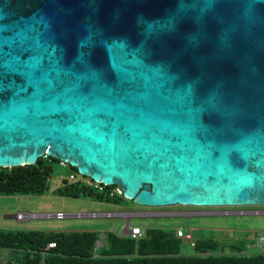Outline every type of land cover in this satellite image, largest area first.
<instances>
[{
	"label": "water",
	"instance_id": "1",
	"mask_svg": "<svg viewBox=\"0 0 264 264\" xmlns=\"http://www.w3.org/2000/svg\"><path fill=\"white\" fill-rule=\"evenodd\" d=\"M42 157L137 206H264V0H0V168Z\"/></svg>",
	"mask_w": 264,
	"mask_h": 264
},
{
	"label": "trees",
	"instance_id": "2",
	"mask_svg": "<svg viewBox=\"0 0 264 264\" xmlns=\"http://www.w3.org/2000/svg\"><path fill=\"white\" fill-rule=\"evenodd\" d=\"M56 167H62L60 161L42 157L34 165L0 168V196L43 195ZM64 168L74 179L62 180L59 195L115 204L126 200L109 196L115 186L104 187L102 192L93 190L86 184L91 179L67 164ZM24 242L31 243L29 250L23 248ZM192 243V254H183L177 229L142 228V236L136 239L112 231L102 236L93 230L0 231V264H264V255L247 254L241 241L229 245L203 238ZM48 244L53 247L47 248Z\"/></svg>",
	"mask_w": 264,
	"mask_h": 264
},
{
	"label": "rangeland",
	"instance_id": "3",
	"mask_svg": "<svg viewBox=\"0 0 264 264\" xmlns=\"http://www.w3.org/2000/svg\"><path fill=\"white\" fill-rule=\"evenodd\" d=\"M68 176L67 168L56 167L48 181V189L43 195L0 196V231L81 232L93 230L101 236L106 231L121 235L128 223L130 226L135 225L143 229L183 228L184 232H189L192 240L224 239L227 232H230L240 239L247 254L259 252L256 243L258 234L264 232V214L246 215L242 214V211L264 210V206L145 207L137 206L129 200H122L115 204L99 202L86 197L72 199L57 193V189L62 186V180L68 181ZM218 211L229 212V214H213ZM56 213H61L66 217L61 219L52 217ZM18 214L25 215L26 218L19 220L17 219ZM91 214L102 216H90ZM107 214H130V216H107ZM181 252L187 255L192 254L193 250L188 242L183 241Z\"/></svg>",
	"mask_w": 264,
	"mask_h": 264
},
{
	"label": "built area",
	"instance_id": "4",
	"mask_svg": "<svg viewBox=\"0 0 264 264\" xmlns=\"http://www.w3.org/2000/svg\"><path fill=\"white\" fill-rule=\"evenodd\" d=\"M61 166L65 167L66 164L65 163H61ZM69 178L71 180L74 179V176L73 175H70ZM87 186L89 188H92L93 190H96V191H99V192H102L104 191V187H107V186H104V185H101L100 183H95V182H91V181H87ZM108 194L110 197H114V196H122V191L121 189L117 188L115 186V188L113 190H109L108 191ZM91 216H95V215H91ZM55 218L57 219H61L63 217H65V215L61 214V213H56L54 215ZM26 216L25 215H21V214H18L17 215V219L19 220H23L25 219ZM125 234L126 236L128 237H131L133 239H136V238H139L142 236V229L138 226H130V225H127V228L125 229ZM177 236L179 238H181L184 242H188L189 243V246L192 248L193 247V243H192V239H191V236L189 234V232H184L183 228H178L177 229ZM53 247V244H48L47 245V248H52ZM256 247H258V254L260 255H264V232H260L258 234V237H257V243H256ZM44 255V253H42V256ZM39 264H44V263H39Z\"/></svg>",
	"mask_w": 264,
	"mask_h": 264
},
{
	"label": "flooded vegetation",
	"instance_id": "5",
	"mask_svg": "<svg viewBox=\"0 0 264 264\" xmlns=\"http://www.w3.org/2000/svg\"><path fill=\"white\" fill-rule=\"evenodd\" d=\"M223 212L218 211V212H214L213 214H229V212H227V213L225 211H223ZM242 214H246V215H260V214H264V210L263 209H258V210L242 211ZM191 239H192V236H191ZM208 239H210V238H208ZM210 240L215 241L216 243L229 244V245L232 244L233 242L240 241V239L238 237H234L233 234H231L230 232H227V234L224 236V239H222V238H220V239L219 238H211Z\"/></svg>",
	"mask_w": 264,
	"mask_h": 264
},
{
	"label": "crops",
	"instance_id": "6",
	"mask_svg": "<svg viewBox=\"0 0 264 264\" xmlns=\"http://www.w3.org/2000/svg\"><path fill=\"white\" fill-rule=\"evenodd\" d=\"M91 215H95V216H102V215H100V214H91ZM90 215V216H91ZM107 216H125V217H128V216H130V214H107ZM30 217H34V216H30ZM128 224V223H127ZM135 226V225H134ZM139 227V226H138ZM141 228V227H140ZM142 229V228H141ZM104 233V232H103ZM103 233H102V235H103ZM122 234H125V228L123 229V231H122V233H121V235ZM99 246H100V244H99Z\"/></svg>",
	"mask_w": 264,
	"mask_h": 264
}]
</instances>
